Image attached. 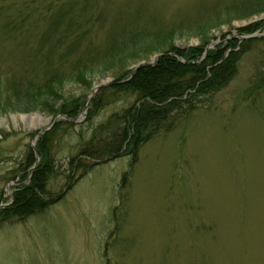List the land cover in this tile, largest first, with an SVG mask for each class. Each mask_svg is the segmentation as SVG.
<instances>
[{"label":"rangeland","instance_id":"1","mask_svg":"<svg viewBox=\"0 0 264 264\" xmlns=\"http://www.w3.org/2000/svg\"><path fill=\"white\" fill-rule=\"evenodd\" d=\"M25 1L7 0L4 9L10 8L7 14L23 10ZM100 1L107 21L137 16L144 28L167 30L201 23L218 9L237 11L253 0ZM25 21L24 31L31 19ZM263 21L264 14L212 31L214 45L205 48L202 59L233 38L263 35L264 28L246 36L237 31ZM33 25L30 37L41 28ZM1 26L0 73L19 75L32 41L4 36ZM105 27L104 22L99 26ZM102 30L94 35L98 45ZM174 44L190 49L200 42L185 34ZM156 55L161 54L132 63L127 72L131 76L136 64ZM115 79L113 74L95 77L90 88L66 84L59 93L87 104L96 86ZM128 102L107 105L89 125L98 126ZM88 109L76 120V132ZM35 115L53 120L38 112L0 117V204L12 201L19 181L10 179L18 175L26 151L36 148L35 136L49 127L26 121ZM67 140L73 145L77 135ZM59 166L48 186L52 199L59 200L42 213L0 224V264H264V42L241 56L226 87L174 114L171 130L142 145L137 161L122 156L101 162L82 176L73 174L69 189L67 164L61 159Z\"/></svg>","mask_w":264,"mask_h":264},{"label":"trees","instance_id":"2","mask_svg":"<svg viewBox=\"0 0 264 264\" xmlns=\"http://www.w3.org/2000/svg\"><path fill=\"white\" fill-rule=\"evenodd\" d=\"M5 1L0 0V4ZM100 3V0H39L37 3L26 0L23 10L12 14H7L10 8L0 5V17L4 16L0 24L2 35L13 33L24 42L32 41L33 49L27 58L21 59L24 66L19 75L0 73V117L38 112L53 119L63 115L69 120L58 122L39 137L35 149L40 162L33 173L30 169L35 161L34 153L29 149L24 154L16 169L18 175L10 179H18L19 187L14 190L12 201L6 202L9 205L0 209V224L42 213L59 200L61 196L52 199L48 186L57 176L61 159L70 173L66 177L68 189L73 174L82 176L98 162L122 156L137 161L142 145L162 131L171 130L174 114L186 110L196 98L226 87L236 74L241 56L250 52L255 43L264 42L261 38L239 43V39L233 38L208 50L202 59L212 31L233 20L264 14V0L245 3L237 11L218 9L216 15L201 23L181 24L167 30L147 24L144 28L136 21L137 16L107 21ZM26 19L41 27L39 32H31L33 38L28 33L34 25L31 27L29 23L28 29L23 30ZM103 22L105 31L99 28ZM262 28L264 21L237 31L239 36H246ZM99 30L104 31L100 45L94 42ZM185 34L197 38L199 46L190 49L175 46L174 40ZM18 51L21 53L22 49ZM154 53L162 56L153 67L141 68L129 82L97 93L82 125L87 130L80 126L76 132L79 125L75 121L86 102L64 98L60 88L66 84L90 88L95 77L108 74L116 75V83L124 81L130 76L127 69L132 63ZM179 58L185 62L180 63ZM122 100H129L125 107L98 126L89 125L100 110ZM73 135L78 140L71 145L67 139ZM61 153L65 154L63 158L59 156Z\"/></svg>","mask_w":264,"mask_h":264},{"label":"water","instance_id":"3","mask_svg":"<svg viewBox=\"0 0 264 264\" xmlns=\"http://www.w3.org/2000/svg\"><path fill=\"white\" fill-rule=\"evenodd\" d=\"M263 37H264V34H263V35H258V36H256V37L253 35V36H249V37H247V38H263ZM241 39H243V38H241ZM212 45H214V44L211 43V45H209V46L206 48V50L209 49L210 46H212ZM161 56H162V55H156V56H154L153 58H151L148 62H141V63L136 64V65L134 66V68H132V69H133L132 75H131L129 78H127L126 80H124V81H121V82H118V83H116V82H114V81H106V82L101 83L99 86H96V87L92 90V92H91V96L89 97V99H88V101H87V104H86V106H85V108H84V112H83L82 114L86 113V111H87V109H88V107H89V105H90L91 99H92L94 96H96V94H97L99 91H101V90H103V89H106V88H109V87H112V86H114V85H120V84H124V83L129 82V81L133 78V76L136 74V72H138L141 68H145V67H153V66L155 65V63L157 62V60H158ZM26 116L28 117V115H26ZM35 117L39 118L38 115H35ZM61 120L69 121L65 116H58L57 118L53 119L51 122H50V120H47L46 122H47V124L49 125V127H48L46 130H44L43 132H40L39 134H37L36 137H38L39 135H43V134H45L46 132H48V131H49V130H50L55 124H57V123L60 122ZM32 150H33V152H34V154H35V162H34V165H33V168H32V169H35V168L37 167L38 163H39V157H38V155H37V153H36L35 147H32ZM32 169H31V172H32ZM9 186H10V185H9ZM7 206H8V204H0V209H1V208H5V207H7Z\"/></svg>","mask_w":264,"mask_h":264},{"label":"bare ground","instance_id":"4","mask_svg":"<svg viewBox=\"0 0 264 264\" xmlns=\"http://www.w3.org/2000/svg\"><path fill=\"white\" fill-rule=\"evenodd\" d=\"M26 121H28L30 124H36V122H40V123H42V124H44V125L46 124L45 121L40 120V119H38L37 117H30V118H27Z\"/></svg>","mask_w":264,"mask_h":264}]
</instances>
